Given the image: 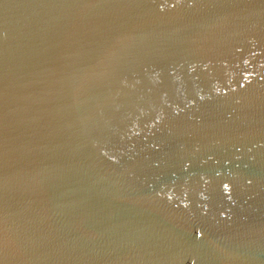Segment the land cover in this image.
Instances as JSON below:
<instances>
[{
  "label": "water",
  "instance_id": "obj_1",
  "mask_svg": "<svg viewBox=\"0 0 264 264\" xmlns=\"http://www.w3.org/2000/svg\"><path fill=\"white\" fill-rule=\"evenodd\" d=\"M0 264H264V0H0Z\"/></svg>",
  "mask_w": 264,
  "mask_h": 264
}]
</instances>
